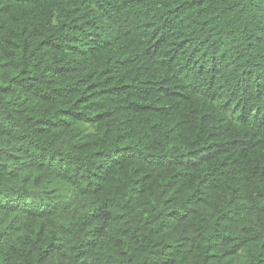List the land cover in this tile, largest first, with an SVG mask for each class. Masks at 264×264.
<instances>
[{"label": "trees", "instance_id": "obj_1", "mask_svg": "<svg viewBox=\"0 0 264 264\" xmlns=\"http://www.w3.org/2000/svg\"><path fill=\"white\" fill-rule=\"evenodd\" d=\"M0 264H264V0H0Z\"/></svg>", "mask_w": 264, "mask_h": 264}]
</instances>
